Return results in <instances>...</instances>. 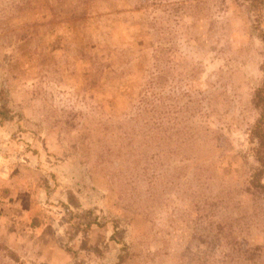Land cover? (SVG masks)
Listing matches in <instances>:
<instances>
[{
	"label": "rangeland",
	"instance_id": "1",
	"mask_svg": "<svg viewBox=\"0 0 264 264\" xmlns=\"http://www.w3.org/2000/svg\"><path fill=\"white\" fill-rule=\"evenodd\" d=\"M259 13L0 0V264H264Z\"/></svg>",
	"mask_w": 264,
	"mask_h": 264
},
{
	"label": "trees",
	"instance_id": "2",
	"mask_svg": "<svg viewBox=\"0 0 264 264\" xmlns=\"http://www.w3.org/2000/svg\"><path fill=\"white\" fill-rule=\"evenodd\" d=\"M250 1L254 6L257 7L260 12L258 17L262 16L261 10L264 5V0H245ZM260 37L264 43V32L261 31ZM263 77H264V62L262 65ZM254 105L259 110V118L257 119L255 125L252 128V136L257 142V147L255 148V159L259 163L258 168L253 172L251 178L248 182L249 187L244 189L248 194L261 195L264 197V78L263 83L256 91L254 95ZM239 252V256L243 262L249 263L254 259L257 253V248H252L245 246L243 243L236 242L233 243Z\"/></svg>",
	"mask_w": 264,
	"mask_h": 264
}]
</instances>
